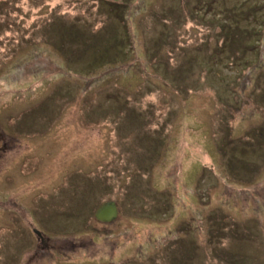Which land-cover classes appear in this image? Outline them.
Wrapping results in <instances>:
<instances>
[{
	"label": "rangeland",
	"instance_id": "1",
	"mask_svg": "<svg viewBox=\"0 0 264 264\" xmlns=\"http://www.w3.org/2000/svg\"><path fill=\"white\" fill-rule=\"evenodd\" d=\"M108 1L0 0V264L29 222L74 264H264V0Z\"/></svg>",
	"mask_w": 264,
	"mask_h": 264
},
{
	"label": "flooded vegetation",
	"instance_id": "2",
	"mask_svg": "<svg viewBox=\"0 0 264 264\" xmlns=\"http://www.w3.org/2000/svg\"><path fill=\"white\" fill-rule=\"evenodd\" d=\"M16 138L12 136L11 138L7 136L2 129H0V236H4L6 232L9 231L8 224H2L6 222L7 218V200L5 196L6 186L9 189V194L14 195L16 191L12 190V186L16 182L17 177L13 172L9 173V170L3 169V158L9 155V152L12 151L16 144ZM14 141V142H12ZM19 141V140H17ZM31 157L24 156V159H28ZM37 158H39L37 156ZM20 173L23 171L21 168L19 169ZM24 198L26 197L23 196ZM35 197V196H34ZM22 202V196H20ZM31 201L35 202V198H32ZM17 201H15L16 204ZM98 206V205H97ZM96 206V207H97ZM95 207V208H96ZM94 212L92 213V215ZM94 216V215H93ZM15 216L8 217L9 221L14 220ZM113 222V221H110ZM107 222V223H110ZM7 223V222H6ZM28 228L30 229V234L33 237V242L31 246L28 248L31 253H29L28 257L26 258V264H37L40 261L43 262L47 260L48 262L56 263V264H74V258L71 255L74 249V245H64V244H57L53 241L52 237L49 236L47 233L45 234L40 229H38L32 222H29ZM27 249V250H28Z\"/></svg>",
	"mask_w": 264,
	"mask_h": 264
},
{
	"label": "trees",
	"instance_id": "3",
	"mask_svg": "<svg viewBox=\"0 0 264 264\" xmlns=\"http://www.w3.org/2000/svg\"><path fill=\"white\" fill-rule=\"evenodd\" d=\"M106 1V0H105ZM107 8L109 10L110 13H113V16H114V19L118 22V23H122L125 25L124 23V19L123 17L121 16L122 12H121V8H119V6L115 5L114 3H112L111 1H108L107 0ZM119 9H117V8ZM258 10V6H255V8L253 9L251 15H249L248 17L250 18L251 16L254 18V16L258 13L255 11ZM251 17V18H252ZM109 32H111V37L109 38V40H106V37H102L100 36V46L96 49L95 45V51L98 53V52H101V56L99 57L100 59L99 60H96L93 64H94V67H93V70H97V68H99L100 66H103L105 65V63L103 62L104 61V57L103 55H106L109 53V51L111 50L114 51V50H119V47L120 45H122L124 43V41H119L120 39H118L116 31H111V29L109 30ZM97 40V38H94V41L93 43ZM72 57V55H71ZM113 61L112 58H110L108 60V63L110 64L111 62ZM102 202V201H100ZM98 202V203H100ZM227 237H230V236H227Z\"/></svg>",
	"mask_w": 264,
	"mask_h": 264
},
{
	"label": "water",
	"instance_id": "4",
	"mask_svg": "<svg viewBox=\"0 0 264 264\" xmlns=\"http://www.w3.org/2000/svg\"><path fill=\"white\" fill-rule=\"evenodd\" d=\"M118 205L113 200H105L95 209L94 215L101 222H110L118 216Z\"/></svg>",
	"mask_w": 264,
	"mask_h": 264
}]
</instances>
